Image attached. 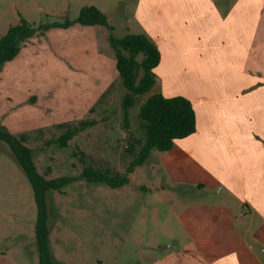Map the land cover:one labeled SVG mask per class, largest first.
<instances>
[{"label":"rangeland","instance_id":"374dc122","mask_svg":"<svg viewBox=\"0 0 264 264\" xmlns=\"http://www.w3.org/2000/svg\"><path fill=\"white\" fill-rule=\"evenodd\" d=\"M118 3L0 0V38L22 19L35 28L74 21L84 6L104 10L115 37L136 33L134 22L129 23L134 14ZM98 51L97 28L52 27L0 67V129L26 137L46 179H76L47 194L51 252L62 264H180L178 259L199 258L196 252H178L190 237L176 214L196 202L207 205L209 195L189 193L181 185L199 178L177 149L152 150L120 188L81 178L86 167L126 172L146 139L140 107L160 87L157 83L136 96L126 117L122 103L128 90L105 57L104 45ZM141 75L139 71L138 79ZM81 122L93 124L61 147L57 139L65 129L59 125L78 127ZM36 217L33 189L8 144L0 141V264H38Z\"/></svg>","mask_w":264,"mask_h":264},{"label":"crops","instance_id":"0c3cea01","mask_svg":"<svg viewBox=\"0 0 264 264\" xmlns=\"http://www.w3.org/2000/svg\"><path fill=\"white\" fill-rule=\"evenodd\" d=\"M118 6L134 14L131 34L146 35L160 50L157 93L188 98L196 113V131L169 150L198 171L197 182L181 185L209 195L207 205L196 202L176 214L190 237L178 252L199 256L180 264H264V0H119ZM93 27L97 53L104 45L116 65L107 29Z\"/></svg>","mask_w":264,"mask_h":264},{"label":"trees","instance_id":"16d2710c","mask_svg":"<svg viewBox=\"0 0 264 264\" xmlns=\"http://www.w3.org/2000/svg\"><path fill=\"white\" fill-rule=\"evenodd\" d=\"M73 24L90 27L103 26L107 29L108 41L115 53L116 71L128 90L122 103L127 117L135 97L149 93L155 86L157 78L155 69L160 64L161 53L159 48L144 34H128L123 38L115 37L114 27L107 14L95 6L82 7L74 21L66 20L63 23L55 22L35 28L33 24L22 19L18 25L10 26L7 33L0 38V67L14 60L24 44L37 33H44L52 27L68 28ZM139 71H142V75L138 79ZM139 119L140 127L146 130V139L140 153L131 161L126 172L113 174L110 171L86 167L81 174L82 179L94 184L104 183L113 188H120L128 184L129 174L147 161L152 150L160 152L171 150L176 140L190 136L197 127L196 113L191 101L180 95L166 97L161 93L152 94L141 105ZM92 124L81 122L78 127L68 124L59 125L65 131L57 139L58 144L66 147L74 136ZM0 141L10 147L18 166L34 192L37 206L35 242L38 264H62L53 256L49 245L47 194L50 191L62 189L76 179L60 177L48 180L41 175L35 164L33 150L25 144V136L17 138L6 129H0Z\"/></svg>","mask_w":264,"mask_h":264}]
</instances>
